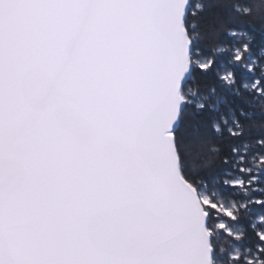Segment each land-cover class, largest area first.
Masks as SVG:
<instances>
[{"label": "snow or ice", "instance_id": "snow-or-ice-1", "mask_svg": "<svg viewBox=\"0 0 264 264\" xmlns=\"http://www.w3.org/2000/svg\"><path fill=\"white\" fill-rule=\"evenodd\" d=\"M0 264H264V0H0Z\"/></svg>", "mask_w": 264, "mask_h": 264}]
</instances>
